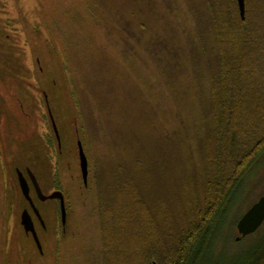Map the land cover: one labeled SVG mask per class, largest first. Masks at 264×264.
Instances as JSON below:
<instances>
[{"label":"rangeland","instance_id":"1","mask_svg":"<svg viewBox=\"0 0 264 264\" xmlns=\"http://www.w3.org/2000/svg\"><path fill=\"white\" fill-rule=\"evenodd\" d=\"M207 1L0 0V264H128L131 250L139 256L163 231L177 236L204 208L217 55ZM26 169L45 195L63 192L65 229ZM263 195L264 155L231 200L209 264H232L264 236L263 223L237 240ZM128 205L142 223L130 222ZM25 210L43 253L22 227Z\"/></svg>","mask_w":264,"mask_h":264},{"label":"trees","instance_id":"2","mask_svg":"<svg viewBox=\"0 0 264 264\" xmlns=\"http://www.w3.org/2000/svg\"><path fill=\"white\" fill-rule=\"evenodd\" d=\"M256 2L246 0L243 21L237 0L207 1L217 55L216 70L210 75L215 128L207 138L204 208L186 215L189 220L177 236L166 231L158 233L162 235L159 239L152 236L139 256L131 250L137 241L129 239L128 264L215 263L216 243L225 228L231 200L264 155V0ZM127 215L134 220L130 222L142 223L133 206L128 205ZM148 220L143 215L142 221ZM232 264H264V236Z\"/></svg>","mask_w":264,"mask_h":264},{"label":"water","instance_id":"3","mask_svg":"<svg viewBox=\"0 0 264 264\" xmlns=\"http://www.w3.org/2000/svg\"><path fill=\"white\" fill-rule=\"evenodd\" d=\"M237 1H238L241 18L243 21H246L247 18L246 0H237ZM52 123L55 130V134L57 138L60 140L59 131L53 118H52ZM78 145H79L80 166L83 174V179L85 181V184H87L88 176H89V163L85 155L82 143L79 142ZM27 173L34 185L35 191L40 201L45 202L47 200H59L61 202L62 222L65 224L67 217H66V208H65V198L63 193L61 191H56L51 195H45L34 173L30 169H27ZM18 177L23 195L30 202L35 214L41 221L42 225H45L39 210L37 209V207L33 202V199L31 198L29 183L25 178L24 174L20 170H18ZM22 223L26 229V232H31L33 234L38 248L40 249V251H42L41 242L35 230L33 219L28 211H25L23 213ZM263 223H264V195L238 221L237 230L239 233V237L237 238V240L240 241L242 238H246L250 235L255 234L262 227Z\"/></svg>","mask_w":264,"mask_h":264},{"label":"flooded vegetation","instance_id":"4","mask_svg":"<svg viewBox=\"0 0 264 264\" xmlns=\"http://www.w3.org/2000/svg\"><path fill=\"white\" fill-rule=\"evenodd\" d=\"M6 119H7V117H6ZM55 131V130H54ZM78 149H79V145H78ZM27 170V169H26ZM81 172H82V170H81ZM27 175H28V173H27ZM28 177H29V175H28ZM82 177H83V174H82ZM29 179H30V177H29ZM31 180V179H30ZM83 181H84V179H83ZM84 184H85V181H84ZM88 184V183H87ZM87 184H85V186L87 185ZM34 187V186H33ZM34 190H35V188H34ZM56 191H61V190H59L58 188H56L55 190H54V192H56ZM36 192V191H35ZM53 192V193H54ZM62 192V191H61ZM63 193V192H62ZM36 195H37V193H36ZM25 197V196H24ZM38 197V196H37ZM39 199V198H38ZM28 201V200H27ZM48 201V200H47ZM56 202H57V204L59 205V217H60V223H61V226H60V228H62V229H65L66 228V225H67V218H66V223L64 224L63 222H62V210H61V202L59 201V200H55ZM29 202V201H28ZM34 202V201H33ZM30 203V202H29ZM35 204V203H34ZM36 206V205H35ZM30 207H31V209H32V213L36 216V218H37V220H38V222H39V224H40V226L43 228V229H46V226L45 225H42V223H41V221L39 220V218L37 217V215L35 214V212H34V210H33V208H32V206H31V204H30ZM65 208H66V217L68 216V212H67V207H66V203H65ZM25 211H28V210H25ZM24 211V212H25ZM23 212V213H24ZM29 212V211H28ZM23 213H22V216H23ZM30 213V212H29ZM41 214V213H40ZM31 215V214H30ZM22 216H21V224H22V227H23V229H24V231H25V233H26V235L27 236H31L32 238H33V240L35 241V239H34V236H33V234L31 233V232H26V229H25V227H24V225H23V223H22ZM31 217H32V215H31ZM42 217V216H41ZM32 219H33V217H32ZM43 219V218H42ZM44 221V220H43ZM33 223H34V226H35V230H36V232H37V235H38V230H37V228H36V223H35V221H34V219H33ZM44 224H45V222H44ZM38 237H39V235H38ZM36 243V242H35ZM37 245V244H36ZM42 246V245H41ZM38 247V246H37ZM39 249V248H38ZM40 250V249H39ZM43 250V249H42ZM41 253H43V251H40Z\"/></svg>","mask_w":264,"mask_h":264}]
</instances>
